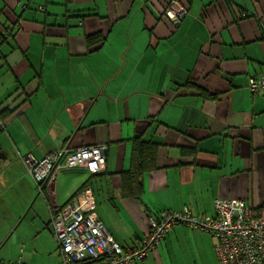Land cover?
Masks as SVG:
<instances>
[{"label":"crops","instance_id":"obj_1","mask_svg":"<svg viewBox=\"0 0 264 264\" xmlns=\"http://www.w3.org/2000/svg\"><path fill=\"white\" fill-rule=\"evenodd\" d=\"M167 1L0 0V112L14 108L0 129V213L9 217L0 246L22 227L0 264H59L50 210L19 157L66 143L105 144L106 164L93 175L60 169L51 206L89 185L124 248L164 209L212 215L217 197L264 204V94L247 88L264 72V0H190L177 26ZM136 140L157 151L133 199L121 174ZM211 237L177 223L136 264H218Z\"/></svg>","mask_w":264,"mask_h":264},{"label":"built area","instance_id":"obj_2","mask_svg":"<svg viewBox=\"0 0 264 264\" xmlns=\"http://www.w3.org/2000/svg\"><path fill=\"white\" fill-rule=\"evenodd\" d=\"M166 8L173 16L174 26L179 25L188 12L182 0H169ZM248 89L254 95L264 93V72L248 78ZM106 149L105 144L73 147L66 143L40 159L26 156L23 162L38 185V192L50 196L49 184L62 168L83 167L91 173L102 171ZM53 208L49 225L58 248L59 264H135L152 248L158 247L177 223L213 236L218 264H264V204L248 206L243 199L217 197L213 200L212 215L194 214L186 206L164 209L156 217L148 218L147 234L135 246L127 248L114 240L99 219L89 186L83 187L65 204Z\"/></svg>","mask_w":264,"mask_h":264},{"label":"trees","instance_id":"obj_3","mask_svg":"<svg viewBox=\"0 0 264 264\" xmlns=\"http://www.w3.org/2000/svg\"><path fill=\"white\" fill-rule=\"evenodd\" d=\"M168 1H167V3H168ZM182 1L184 3H186V6L188 8V6L190 4V0H182ZM26 5H27V3H26ZM24 6H25V4H24ZM79 23L82 24L81 21H79L78 24ZM1 41H2V38L0 39V43H1ZM98 41H99V36H98L97 33L96 34L93 33V34H90V35L86 36V42H87V45H89V46L91 44H94V43L98 42ZM255 76H257V75H255ZM247 88H248V80H247ZM7 109L9 110V112L8 111L5 112V113L0 112V129L3 128V125L5 123L4 120L7 119L9 117V115L11 114V112L14 111V108L7 107ZM156 151H157V143L156 142L143 141V140H141V141L140 140H136L135 141L134 146H133V158H132L130 169L122 172V174H121L122 190L124 192H126L127 196H129V197L134 199V198H138L141 195V193H142V184H141V180H140L141 175H142V173L144 171H148V170H151V169L156 167V163H155V161H156ZM24 157H26V156L25 155H20V157H19V159L21 160L23 165H24V162H23V158ZM24 167H25V165H24ZM25 170H26V168H25ZM89 173L91 175L95 174V173H91V172H89ZM30 177H31V175H30ZM33 182H34V180H33ZM34 184H35L36 190L38 191V185L35 182H34ZM85 186H89V185H87V184L86 185L85 184L82 185L81 188L79 189V191ZM44 189H45V185L43 186V190ZM42 195H43V197H44V199L46 201V205L48 206V208L50 210L49 220H48V226L50 228L49 222H50V217H51V214L53 213L52 211L54 210V208L51 206L48 196H46L44 194H42ZM213 212H214V209H213ZM215 242H216V239H215ZM215 242H214V245H215ZM214 245H213V250H214V253H215ZM215 256H216V253H215ZM216 258H217V256H216ZM19 260L21 261V259L18 258L17 260H15L13 262H6L4 264H12V263H14L16 261H19ZM217 261H218V259H217ZM1 264H3V263H1ZM22 264H23V262H22Z\"/></svg>","mask_w":264,"mask_h":264},{"label":"rangeland","instance_id":"obj_4","mask_svg":"<svg viewBox=\"0 0 264 264\" xmlns=\"http://www.w3.org/2000/svg\"><path fill=\"white\" fill-rule=\"evenodd\" d=\"M261 73H263V72H261ZM88 145H90V144H88ZM83 146H85V145H81L79 147H83ZM42 193L46 194L43 191H42ZM0 203L2 204V202H0ZM31 203H33V202H30V205H31ZM35 205H38V200L35 201ZM28 208H29V206L27 207V209ZM37 209L39 210V208H37ZM8 223H9V217H7L5 212L4 213H0V235H2L4 233V228L7 226ZM21 231H22V227H18V229L13 234H11V232L10 233L8 232L6 234L5 238L3 239V241H5V240L6 241H5V243L2 244V246H0V259H1V256H2L3 252L7 251L6 252V255H7L8 252L14 247V245L17 244V240H18V237H19V234L21 233ZM8 235H10V236H8ZM4 255H5V253H4Z\"/></svg>","mask_w":264,"mask_h":264},{"label":"water","instance_id":"obj_5","mask_svg":"<svg viewBox=\"0 0 264 264\" xmlns=\"http://www.w3.org/2000/svg\"><path fill=\"white\" fill-rule=\"evenodd\" d=\"M5 157V154L2 152L1 148H0V159Z\"/></svg>","mask_w":264,"mask_h":264},{"label":"bare ground","instance_id":"obj_6","mask_svg":"<svg viewBox=\"0 0 264 264\" xmlns=\"http://www.w3.org/2000/svg\"><path fill=\"white\" fill-rule=\"evenodd\" d=\"M23 97V96H22ZM18 101V100H17ZM208 233V232H207ZM212 238V237H211ZM213 239V238H212Z\"/></svg>","mask_w":264,"mask_h":264}]
</instances>
